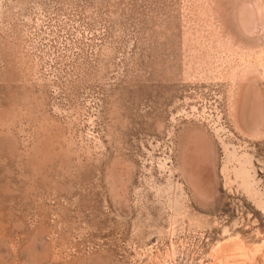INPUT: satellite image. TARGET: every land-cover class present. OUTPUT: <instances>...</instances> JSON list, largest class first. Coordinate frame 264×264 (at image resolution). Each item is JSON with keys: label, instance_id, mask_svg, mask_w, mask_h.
Here are the masks:
<instances>
[{"label": "rangeland", "instance_id": "374dc122", "mask_svg": "<svg viewBox=\"0 0 264 264\" xmlns=\"http://www.w3.org/2000/svg\"><path fill=\"white\" fill-rule=\"evenodd\" d=\"M232 239L264 264V0H0V264Z\"/></svg>", "mask_w": 264, "mask_h": 264}, {"label": "bare ground", "instance_id": "6f19581e", "mask_svg": "<svg viewBox=\"0 0 264 264\" xmlns=\"http://www.w3.org/2000/svg\"><path fill=\"white\" fill-rule=\"evenodd\" d=\"M226 243L223 245V247L219 248V253L224 256V260H226L227 257H232L231 259L227 258L228 264H247V255L243 246L239 244L238 241L233 239L227 240Z\"/></svg>", "mask_w": 264, "mask_h": 264}]
</instances>
